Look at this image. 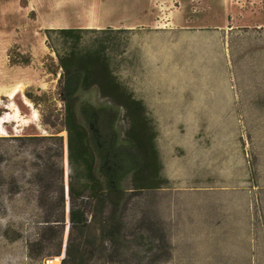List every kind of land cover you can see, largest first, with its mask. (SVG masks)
<instances>
[{"label": "rangeland", "instance_id": "374dc122", "mask_svg": "<svg viewBox=\"0 0 264 264\" xmlns=\"http://www.w3.org/2000/svg\"><path fill=\"white\" fill-rule=\"evenodd\" d=\"M100 3L85 1L87 17ZM107 7L106 19L125 21L138 4ZM149 14L148 25L111 35L109 55L146 104L169 184L131 201L130 247L90 264H264V0H163ZM46 19L0 11V123L9 120L0 128V264H62L69 233L67 220L55 231L42 221L67 212V152L50 156L53 141L28 137L66 136L57 132L58 35L50 44Z\"/></svg>", "mask_w": 264, "mask_h": 264}, {"label": "trees", "instance_id": "16d2710c", "mask_svg": "<svg viewBox=\"0 0 264 264\" xmlns=\"http://www.w3.org/2000/svg\"><path fill=\"white\" fill-rule=\"evenodd\" d=\"M126 30L46 29L50 44L52 34L58 35V42L51 46L62 69L58 94L64 114L57 132L65 131L66 136L53 132L28 137L53 141L56 147L47 148L50 156L62 157L67 152V212L64 207L49 211L42 220L43 229L52 231L65 220L69 223L62 264H90L95 258L114 261V256L130 247L131 201L144 191L169 184L146 104L115 74L109 55L111 47L118 45L111 35ZM88 33L94 37L86 39ZM60 199L64 201L63 193ZM159 230L169 245L163 228Z\"/></svg>", "mask_w": 264, "mask_h": 264}, {"label": "crops", "instance_id": "0c3cea01", "mask_svg": "<svg viewBox=\"0 0 264 264\" xmlns=\"http://www.w3.org/2000/svg\"><path fill=\"white\" fill-rule=\"evenodd\" d=\"M86 0H27L23 4L22 0H0V11L2 16L8 17L11 15H18L19 17H26L29 23L30 12L41 10L46 14L47 19L41 23V27L46 28H62V27H80V28H126L134 29L148 25L151 21L149 14L150 9L163 0H126L137 2L138 8L135 15L128 20H108L104 16L107 0H97L100 3L98 13L92 17H87L85 11ZM114 1V0H113ZM120 1V0H116ZM73 2L72 4H70ZM75 13H74V12ZM70 12L75 14L76 19L69 21ZM9 91V90H6ZM15 96L18 95L14 92ZM12 94V93H11ZM11 94L5 92L4 95L11 100ZM10 109V108H8ZM11 113V112H10ZM12 113H15L14 111ZM7 122H5L4 126ZM17 123V120L14 121ZM164 170H167L164 168ZM167 176H171L166 173Z\"/></svg>", "mask_w": 264, "mask_h": 264}, {"label": "bare ground", "instance_id": "6f19581e", "mask_svg": "<svg viewBox=\"0 0 264 264\" xmlns=\"http://www.w3.org/2000/svg\"><path fill=\"white\" fill-rule=\"evenodd\" d=\"M12 95H13V93H12ZM14 98V97H13ZM29 105H30V103L29 102H27ZM13 106V105H12ZM11 107V106H10ZM14 110H15V108H14ZM6 114H8V113H6ZM13 116V115H12ZM15 116V115H14ZM7 116L6 115H4V116H1V118H2V122L0 123V128H4V124H5V122H7V121H9V120H7V118H6ZM11 118V117H10ZM9 118V119H10ZM17 118V117H16ZM15 118V119H16ZM19 120V119H18ZM15 121V120H14ZM1 129V130H2ZM6 131V130H5ZM48 264H58V262L57 261H50Z\"/></svg>", "mask_w": 264, "mask_h": 264}]
</instances>
